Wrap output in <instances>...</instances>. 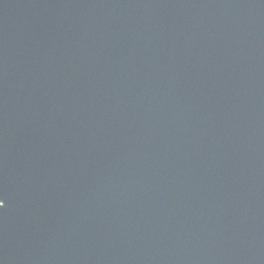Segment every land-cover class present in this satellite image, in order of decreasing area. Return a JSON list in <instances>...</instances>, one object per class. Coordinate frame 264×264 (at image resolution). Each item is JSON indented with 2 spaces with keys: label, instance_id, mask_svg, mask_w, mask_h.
Wrapping results in <instances>:
<instances>
[{
  "label": "water",
  "instance_id": "1",
  "mask_svg": "<svg viewBox=\"0 0 264 264\" xmlns=\"http://www.w3.org/2000/svg\"><path fill=\"white\" fill-rule=\"evenodd\" d=\"M0 264H264V0H0Z\"/></svg>",
  "mask_w": 264,
  "mask_h": 264
},
{
  "label": "snow or ice",
  "instance_id": "2",
  "mask_svg": "<svg viewBox=\"0 0 264 264\" xmlns=\"http://www.w3.org/2000/svg\"><path fill=\"white\" fill-rule=\"evenodd\" d=\"M3 203H4V201L2 199H0V207L3 206Z\"/></svg>",
  "mask_w": 264,
  "mask_h": 264
},
{
  "label": "flooded vegetation",
  "instance_id": "3",
  "mask_svg": "<svg viewBox=\"0 0 264 264\" xmlns=\"http://www.w3.org/2000/svg\"><path fill=\"white\" fill-rule=\"evenodd\" d=\"M3 206H4V205H3ZM3 206H2V207H3Z\"/></svg>",
  "mask_w": 264,
  "mask_h": 264
}]
</instances>
